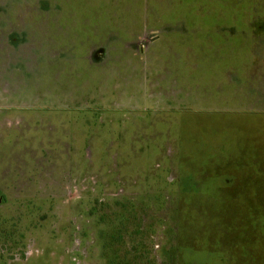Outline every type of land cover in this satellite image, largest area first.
<instances>
[{"label": "rangeland", "instance_id": "1", "mask_svg": "<svg viewBox=\"0 0 264 264\" xmlns=\"http://www.w3.org/2000/svg\"><path fill=\"white\" fill-rule=\"evenodd\" d=\"M179 208L264 264V0H0V264H181Z\"/></svg>", "mask_w": 264, "mask_h": 264}, {"label": "trees", "instance_id": "2", "mask_svg": "<svg viewBox=\"0 0 264 264\" xmlns=\"http://www.w3.org/2000/svg\"><path fill=\"white\" fill-rule=\"evenodd\" d=\"M217 170L214 171L213 173V184L216 183L217 180H222L221 178V171L223 173V169L219 170L218 172H216ZM203 174H205L206 171H202ZM207 173V172H206ZM206 187H210L209 184H205ZM224 187H222L221 185H217V189L214 191L216 192V195L218 196V199L220 200V206L222 209V212L227 213L225 214V216H228V209H229V204L232 202V188L230 187L228 192H225ZM215 194V193H214ZM232 206H230V210H229V214H232ZM189 218H187L186 213L185 212H180V208L178 209V221H177V250L181 253V257H178V261L181 264H203L202 261H206V260H210V258L208 257L209 254L203 255L202 251L200 252H194L192 251L187 252L186 250V246H185V242H186V236L183 235L184 231L186 229L192 228V224H187ZM222 226H224V224H222ZM224 228V227H223ZM218 229H222L221 227ZM193 240H190V243L194 246V242H192ZM219 247L221 246V244H223V240L222 241H218Z\"/></svg>", "mask_w": 264, "mask_h": 264}]
</instances>
